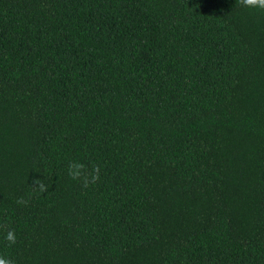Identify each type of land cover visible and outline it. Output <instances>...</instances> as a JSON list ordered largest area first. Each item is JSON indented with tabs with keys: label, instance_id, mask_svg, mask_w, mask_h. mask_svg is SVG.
Masks as SVG:
<instances>
[{
	"label": "trees",
	"instance_id": "trees-1",
	"mask_svg": "<svg viewBox=\"0 0 264 264\" xmlns=\"http://www.w3.org/2000/svg\"><path fill=\"white\" fill-rule=\"evenodd\" d=\"M0 258L264 264V10L0 0Z\"/></svg>",
	"mask_w": 264,
	"mask_h": 264
},
{
	"label": "clouds",
	"instance_id": "clouds-1",
	"mask_svg": "<svg viewBox=\"0 0 264 264\" xmlns=\"http://www.w3.org/2000/svg\"><path fill=\"white\" fill-rule=\"evenodd\" d=\"M238 3L245 8H258L261 10H264V0H238ZM83 167L82 165H70V171L69 175L73 178L76 179L79 176V172L72 171V168H81ZM98 178V177H95ZM36 183H39L37 180ZM40 190L43 191L45 190L44 185L40 184ZM24 201L18 200L17 203H23ZM5 239L10 243V244H15L16 242V236L13 230H8L5 235ZM0 264H12V261L0 258Z\"/></svg>",
	"mask_w": 264,
	"mask_h": 264
}]
</instances>
